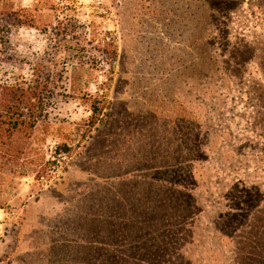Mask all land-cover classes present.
<instances>
[{
  "label": "rangeland",
  "instance_id": "obj_1",
  "mask_svg": "<svg viewBox=\"0 0 264 264\" xmlns=\"http://www.w3.org/2000/svg\"><path fill=\"white\" fill-rule=\"evenodd\" d=\"M16 2L36 25L0 32V85L37 62L57 81L16 138L49 177L0 174V264H113L118 243L127 264H264V0ZM137 189L176 219L113 239Z\"/></svg>",
  "mask_w": 264,
  "mask_h": 264
},
{
  "label": "trees",
  "instance_id": "obj_2",
  "mask_svg": "<svg viewBox=\"0 0 264 264\" xmlns=\"http://www.w3.org/2000/svg\"><path fill=\"white\" fill-rule=\"evenodd\" d=\"M43 1L45 6L51 8L55 0ZM35 25L36 20L31 15L29 8L17 5L16 0H0V32L8 34L12 28L34 27ZM40 63L37 62L32 67V78L29 81L13 85H0V174L16 171L27 174L28 171H35L34 177L38 180L49 177L47 164H50L51 161L40 164L38 168L18 165L21 155L25 154L27 150L26 144L16 145V138L19 136L30 138L38 121L45 116V109L48 106L47 98L49 97L47 91L57 81H50L47 77L38 75L37 65ZM91 111L95 115L99 108L91 106ZM65 151L67 153L68 150ZM168 194H165L167 199H169ZM143 198L148 199L149 204L139 206L137 201ZM156 201V193L152 191H148L145 196H142L141 190H138V193H134L133 196L128 193L127 198L122 201L113 197V239L125 241L127 238L131 239V237L141 235V233L158 235L163 232L161 224L165 222H162L161 219L164 217L170 220L176 219L175 205L173 203L170 207L168 205L159 206ZM145 218H148L149 221L146 222ZM129 241L127 239L125 242ZM118 245L120 247L113 249V264H116L118 255L123 259L117 264H127V258L122 253H126L131 245L120 243Z\"/></svg>",
  "mask_w": 264,
  "mask_h": 264
}]
</instances>
